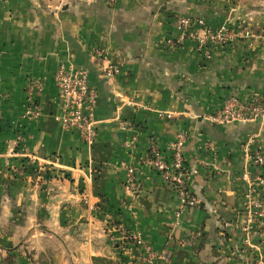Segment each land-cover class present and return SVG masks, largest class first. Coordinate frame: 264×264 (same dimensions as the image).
<instances>
[{"label":"crops","instance_id":"1","mask_svg":"<svg viewBox=\"0 0 264 264\" xmlns=\"http://www.w3.org/2000/svg\"><path fill=\"white\" fill-rule=\"evenodd\" d=\"M177 15L213 31L243 24L256 38L208 59L191 39L167 45L179 37ZM263 38L264 0H0V264H120L112 246L149 264L140 251L132 259L131 235L170 257L153 264H255L242 245V146L253 134L264 145V121L218 126L210 117L231 99L264 101ZM69 65L99 94L93 148L54 119L55 75ZM107 65L120 71L112 80ZM28 79L42 84L37 119L24 117ZM180 133L199 206L178 216L176 190L146 158L156 145L169 159ZM253 241L264 255V228Z\"/></svg>","mask_w":264,"mask_h":264},{"label":"built area","instance_id":"2","mask_svg":"<svg viewBox=\"0 0 264 264\" xmlns=\"http://www.w3.org/2000/svg\"><path fill=\"white\" fill-rule=\"evenodd\" d=\"M116 1L107 0L110 6H114ZM174 27L179 32V37L177 40L167 41L169 47L175 48L191 39L195 41L197 51L208 59L211 51L215 48L225 47L236 41H250L256 38L253 30L243 24L213 31L205 25V21L181 15L175 17ZM95 54L100 58L104 56L102 51H95ZM102 68V76L110 80L120 73L116 66L107 65ZM55 82L62 102V111L54 119L65 130L76 132L85 145L93 148L98 138V122L95 118L99 100L98 91L90 86L87 72L73 65L62 66L55 75ZM26 92L27 101L24 117L37 119L42 114V108L36 100V94L39 95L42 92V84L28 79ZM172 117V114L166 116L168 119ZM1 120L0 105V122ZM210 121L218 126L247 124L255 121L263 122L264 101L259 96H251L243 100L231 99L221 110L210 117ZM188 139L189 136L186 133L177 135L169 146V159L165 158L156 145L151 146L146 158V164L157 170L164 181L176 190L179 196L178 216L199 206L198 198L190 191L189 187L193 172H189L184 160V148ZM242 150L247 164L241 176L243 182L247 184L242 245L246 253H255V264H264L261 246L253 241V236L259 234L264 228V174L253 177L249 169L255 167L264 172V145L259 142L258 135L253 134L245 141ZM128 173L130 175L128 182L135 187L134 169H130ZM127 240L132 242L133 249L129 253L133 260L138 255L136 252L140 251L141 262L144 261L149 264H153L157 260L170 262L167 253H154L140 237L131 235L127 237ZM133 251L134 254H132Z\"/></svg>","mask_w":264,"mask_h":264},{"label":"rangeland","instance_id":"3","mask_svg":"<svg viewBox=\"0 0 264 264\" xmlns=\"http://www.w3.org/2000/svg\"><path fill=\"white\" fill-rule=\"evenodd\" d=\"M246 26V25H245ZM26 169L27 168H25V167H20V168H15L14 169V175L15 174H18V175H20V176H22L24 173H25V171H26ZM115 243V242H114ZM113 245V244H112ZM114 249H118L117 250V252H118V255H119V262H120V264H129L130 262L128 261V259L124 256V254H125V250H123V249H121V248H119V246H112ZM24 251V250H23ZM24 258H26V255H24ZM27 258H30L29 256H27ZM123 258L125 259V260H123ZM30 259H32V258H30ZM23 264V263H22ZM25 264H37L36 263V261L34 260L33 262H31V261H27V263H25Z\"/></svg>","mask_w":264,"mask_h":264},{"label":"trees","instance_id":"4","mask_svg":"<svg viewBox=\"0 0 264 264\" xmlns=\"http://www.w3.org/2000/svg\"><path fill=\"white\" fill-rule=\"evenodd\" d=\"M123 260H125V259L123 258Z\"/></svg>","mask_w":264,"mask_h":264}]
</instances>
